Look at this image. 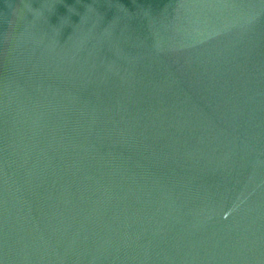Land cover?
<instances>
[{
  "label": "water",
  "instance_id": "1",
  "mask_svg": "<svg viewBox=\"0 0 264 264\" xmlns=\"http://www.w3.org/2000/svg\"><path fill=\"white\" fill-rule=\"evenodd\" d=\"M0 264H264V0H0Z\"/></svg>",
  "mask_w": 264,
  "mask_h": 264
}]
</instances>
